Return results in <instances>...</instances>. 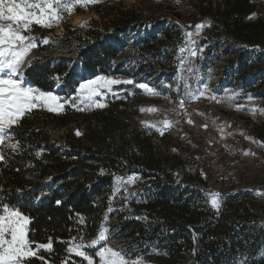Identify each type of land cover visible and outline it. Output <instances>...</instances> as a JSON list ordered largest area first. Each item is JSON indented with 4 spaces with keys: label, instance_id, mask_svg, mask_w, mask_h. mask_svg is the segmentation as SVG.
<instances>
[{
    "label": "trees",
    "instance_id": "16d2710c",
    "mask_svg": "<svg viewBox=\"0 0 264 264\" xmlns=\"http://www.w3.org/2000/svg\"><path fill=\"white\" fill-rule=\"evenodd\" d=\"M203 2L191 4L183 15L184 20L192 18L187 28L192 29L199 20L208 21L215 29L222 27L231 40L259 47L238 54L236 62L240 71L222 89L219 102L234 108L239 95L247 90L251 97L262 100L264 112V18L249 17L255 10L253 0H222L215 7ZM141 16L130 11L126 18L111 19L103 31L93 27L86 30L83 39L77 36L74 58L81 64L78 71L69 65V59L41 55L31 60L24 78L42 91H52L59 84L60 93L70 95L86 78L118 73L123 66L118 61L122 48L105 37L108 25H112L115 38L120 40L116 31L126 32L135 26L136 20L142 22ZM176 16L182 18L180 13ZM57 75L59 82L55 79ZM181 90L182 87L177 94ZM171 98L176 100L177 95L172 92ZM243 110L248 112L250 108L244 105ZM204 116L208 115L204 113ZM125 118V110L117 104L103 110L93 107L83 111L67 106L59 114L33 110L11 130L21 148L17 152L5 149L6 161L0 162V203L17 207L30 217V240L44 244L51 239L53 244L51 252H39L44 261L33 258L29 264H62L65 260L68 264L82 263V259L66 252L69 246L66 242L73 237L88 240L97 234L113 194L115 178L127 179L131 175L151 178L141 194V202L135 205L145 219L123 218L121 223L149 261L264 264V195L227 198L217 211L203 193L208 181L218 182L227 189L237 181L264 185L257 172L244 161L240 172L234 165L241 159L237 152L229 154L209 147L208 152L216 157L221 171L213 177L208 167L211 170L205 178L199 166L207 154L198 146L188 155L193 167L175 181L174 162L170 160L177 159V155L167 158L156 152L150 139L140 131L127 132ZM72 122L74 127L68 129L64 140L53 138L52 128ZM120 129V135H115ZM76 130L81 135L77 136ZM253 130L257 139L264 142V119ZM187 133L188 144H194L192 134ZM82 142L87 144V151L80 150ZM245 146L243 142L239 144L241 149ZM38 151L42 153L40 156L36 155ZM124 190L121 188L119 192ZM152 243L158 244L155 251Z\"/></svg>",
    "mask_w": 264,
    "mask_h": 264
},
{
    "label": "rangeland",
    "instance_id": "374dc122",
    "mask_svg": "<svg viewBox=\"0 0 264 264\" xmlns=\"http://www.w3.org/2000/svg\"><path fill=\"white\" fill-rule=\"evenodd\" d=\"M198 1L99 0L95 5H89L87 9L77 7L70 17L51 29L33 26L31 33L33 36L38 38L49 37L53 43L44 45L38 41V47L31 53L35 54L34 58L48 55L58 60L69 59V65L78 71L81 64L74 58L77 51V36H81V39H83L86 30L93 27L103 31L105 24H109L108 22L111 19L126 18L128 16L125 17V15L130 11L140 13L142 22H140V19L136 20L135 25L138 23L148 25L151 28L150 34H152L148 39H151L152 42L147 39V36L139 35L137 31L136 34L139 36H135V34L132 36V44L129 48L123 47L120 51L118 61L122 62L123 66L118 70L119 72L112 75L99 74L97 76H109L121 81L133 80L135 84L146 83L160 92L161 95L151 96L146 94L143 89L135 87V84L121 83L113 85L112 91L107 95L96 98L104 103L105 107L94 108L103 110L117 104L119 108L125 110L124 123L127 132L140 131L150 139L155 151L164 154L167 158L177 155V159L170 160L174 162L173 174L175 181H179L180 175L187 173L193 167V162L188 155L193 153L198 146L203 153L207 154L205 161L199 166L204 174L211 170L207 167V163L213 166L215 172L221 171L215 164L213 157L210 156L211 153L208 152L209 147H212V150H223L224 153L237 152L241 159L234 164L236 168L241 172V163L244 161L257 172L259 178L264 180V142L257 139L253 130L254 125L259 124L264 119V112L261 108L262 100L258 97H251V93L247 90L239 95L237 98L238 104L234 108H229L218 100L222 89L228 87L233 75L240 71L239 63L236 62L238 54L243 50L253 52L254 50L249 48L252 44L244 48L241 43L226 36L222 27L215 29L208 21L199 20L192 29H185L190 25L188 23L192 22V18L189 16V19L184 20L183 15L189 11L188 8L191 4L198 3ZM204 2L215 7V4L222 2V0H204ZM253 2L255 10L249 17L259 16L264 18V0H253ZM176 13H180L183 19L176 16ZM201 23L205 24L204 32L201 30L199 35H196L195 26ZM161 25V32L153 34L154 27ZM165 26L167 29H164ZM186 32L193 33L192 40L195 41L194 44L188 40L185 35ZM116 33L120 37V43L125 44L129 41L125 31H116ZM105 37L115 38L112 25H108ZM121 39H125V41L123 42ZM147 41L149 44H146ZM181 47H191L197 51L203 48V52L193 57L187 51L181 54ZM253 57L254 54L251 53V58ZM181 59H185L183 70L180 67ZM150 75L154 77L150 79ZM180 77H183L182 81L179 79ZM94 78L89 77L85 80ZM23 80L24 86L38 89L24 76ZM185 82L187 87L184 86ZM205 86L204 96H200L198 99H189L186 95V93L202 91ZM180 87H182V90L180 94H177V89H180ZM59 89L60 86L57 84L51 92L60 96L62 103L77 93L76 89L74 94H61ZM172 91L177 95L176 100L171 98ZM181 100H183V107L180 105ZM244 105H248L250 108L248 112L243 110ZM67 106L75 108L65 103L64 110ZM80 107L82 108V105ZM149 108H155L157 111H141V109ZM252 109H255V111H252ZM35 110L47 111L44 108ZM203 112L208 116H204ZM165 119L172 121L173 124L163 135L156 127L147 126L150 124L158 125L160 121ZM220 119H226L225 125L227 127L221 128L217 125V121ZM232 119L236 121L235 123L232 122V127L238 125L242 129L241 134H238V131H233V128L228 126L229 121ZM189 120L192 122L189 123ZM72 127H74L73 122L68 126L52 128L53 138L64 140L68 129ZM121 131V129L116 130L114 134L118 136ZM187 131L192 134L194 144H188ZM242 142L246 144L243 149L239 147V143ZM6 143H11V141ZM54 143L56 144V142ZM80 150H88L85 142H82ZM91 151H93V148ZM253 151H255L254 155ZM212 174L213 177H216V174ZM131 176L138 177V179L133 184L128 185L127 193L125 190L122 193H113L109 199L106 213H108L109 207L113 211L108 213L107 227L110 230L111 237L108 240V245L113 248H123L126 253L131 254L133 257L142 258L145 264H154L147 259L145 254L141 253L142 249L139 243L127 236L128 229L126 230V227L122 226L121 223L123 218L145 219L138 213L135 205L141 202V194L145 192L151 178H142L139 175ZM220 186L218 182L208 181L203 188V193L209 203L211 194L219 193L221 207L227 198L241 197L247 194L251 196L264 195L263 183H256L252 186V184L237 181L234 187L228 189ZM128 193H136L137 195L128 196ZM96 235L84 241L90 242ZM31 241L33 247L39 244L33 240ZM98 247L99 245L96 246V249ZM152 247L156 250L158 244L152 243ZM96 249H87V251L93 253ZM96 259L98 261V258ZM78 264H86V261Z\"/></svg>",
    "mask_w": 264,
    "mask_h": 264
},
{
    "label": "snow or ice",
    "instance_id": "6c2138e0",
    "mask_svg": "<svg viewBox=\"0 0 264 264\" xmlns=\"http://www.w3.org/2000/svg\"><path fill=\"white\" fill-rule=\"evenodd\" d=\"M98 2L99 0H0V162L6 161L5 149L11 152L20 150L21 144L15 140V134L11 130L19 126L20 120L33 110L44 108L49 112L60 113L64 110L65 103L80 111L93 107L103 108L105 104L98 101L97 97L107 95L112 91L113 85L135 84L133 80L121 81L109 76H97L94 79L81 82L76 95L64 100L63 103L61 102L62 98L51 91L24 86L22 68L26 63L31 64L28 57L38 47V41L44 45L53 43L49 37L33 36L31 34L33 26L51 29L70 17L77 7L87 9L89 5H95ZM204 27L203 23L197 24L195 34L199 35ZM185 35L191 43H195L192 40L193 33L186 32ZM185 51L195 57L203 52V48H200L199 51L191 47L180 48L181 54ZM184 63L185 59H181V70H183ZM55 79L59 82V75ZM179 79L182 81L183 77ZM184 86L187 87L186 82ZM135 87L143 89L146 94L151 96L161 95L146 83L135 84ZM177 90L179 91V88ZM205 91L206 86L202 91L186 93V95L189 99H198L200 96H204ZM80 105H85V108H81ZM180 105L183 107V100L180 101ZM141 111L155 112L157 109L149 108L141 109ZM172 124V121L165 119L158 125L147 126L156 127L163 135ZM75 134L79 136L81 132L76 130ZM7 141H11V143H6ZM41 154L39 151L36 152L37 156ZM136 179L138 177L135 176L127 179L116 177L113 193L119 192L121 188H124L127 193L126 186L133 184ZM127 195L135 196L137 194L128 193ZM219 197V193H212L210 196V204L217 211L221 207ZM56 203L59 204L60 201H56ZM111 211L113 210L109 207L108 213ZM108 213L105 214L95 238L86 242L82 237H73L66 242L69 245L66 252L82 258L86 264H145L142 258L133 257L123 248H113L108 245V240L111 238L110 230L107 227ZM80 223H84L82 217ZM29 224L30 217L23 214L19 208L8 203H0V264H29L33 258L44 261L45 258L39 255L40 250L47 252L53 250L51 239L47 243L37 244L33 247V242L29 239ZM98 245L99 247L96 249ZM87 249L96 250L90 253ZM62 264H68V261L65 260Z\"/></svg>",
    "mask_w": 264,
    "mask_h": 264
},
{
    "label": "built area",
    "instance_id": "2783aa9c",
    "mask_svg": "<svg viewBox=\"0 0 264 264\" xmlns=\"http://www.w3.org/2000/svg\"><path fill=\"white\" fill-rule=\"evenodd\" d=\"M203 4H207L206 2H203ZM164 29H167V27L165 26L164 27ZM185 29H187V27L185 28ZM161 30H162V25L161 26H155L154 27V33L153 34H155V33H158V32H161ZM139 32V35H143V36H147V39H148V37H151L150 35H152V34H150V32H151V28L148 26V25H146V24H137V25H135V26H133V27H131V28H129L127 31H126V33H127V36H128V38H129V41L127 42V43H125V44H123V43H120L119 42V40H117V39H115V38H110L109 40L111 41V42H113V43H115L118 47H120V48H123V47H126V48H129V46H130V44H132V36L135 34V36H139V35H137L136 34V32ZM202 31L204 32V28L202 29ZM145 39V38H144ZM148 40H150L151 41V39H148ZM152 42V41H151ZM241 46H243L244 48H247V46L248 45H246V44H243V43H241ZM249 48L251 49V50H258L259 49V47L257 46V45H250L249 46ZM150 77V79H152L154 76L153 75H150L149 76ZM173 92V91H172ZM235 123L236 121L235 120H231V121H229V127H231V128H233L232 127V124L233 123ZM225 123H226V119H220L219 121H217V125L219 126V127H227L226 125H225ZM233 131H238V134H241V132H242V129H240V127L238 126V125H234V128H233ZM240 144V143H239ZM223 151V150H222ZM224 152V151H223ZM213 160L215 161V164H216V159H214L213 158ZM207 167H210L211 169H212V172L214 173V174H216V176H218L219 175V171H214V169H213V166H211V164H209V163H207Z\"/></svg>",
    "mask_w": 264,
    "mask_h": 264
},
{
    "label": "water",
    "instance_id": "95a60500",
    "mask_svg": "<svg viewBox=\"0 0 264 264\" xmlns=\"http://www.w3.org/2000/svg\"><path fill=\"white\" fill-rule=\"evenodd\" d=\"M35 54L34 53H31L28 57V59L31 61L33 58H34ZM29 66V64H25L22 68V72L24 73V71L26 70V68Z\"/></svg>",
    "mask_w": 264,
    "mask_h": 264
},
{
    "label": "bare ground",
    "instance_id": "6f19581e",
    "mask_svg": "<svg viewBox=\"0 0 264 264\" xmlns=\"http://www.w3.org/2000/svg\"><path fill=\"white\" fill-rule=\"evenodd\" d=\"M221 132V131H220Z\"/></svg>",
    "mask_w": 264,
    "mask_h": 264
}]
</instances>
